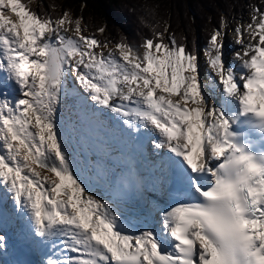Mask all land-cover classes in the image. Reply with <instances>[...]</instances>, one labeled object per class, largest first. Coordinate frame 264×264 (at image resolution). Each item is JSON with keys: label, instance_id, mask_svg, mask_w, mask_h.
Masks as SVG:
<instances>
[{"label": "snow or ice", "instance_id": "obj_1", "mask_svg": "<svg viewBox=\"0 0 264 264\" xmlns=\"http://www.w3.org/2000/svg\"><path fill=\"white\" fill-rule=\"evenodd\" d=\"M48 7L0 0V230L10 198L22 239L50 246L43 264H264V11L236 28L238 63L226 20L213 29L205 81L167 25L105 54L82 17ZM70 95L98 155L65 132Z\"/></svg>", "mask_w": 264, "mask_h": 264}, {"label": "trees", "instance_id": "obj_2", "mask_svg": "<svg viewBox=\"0 0 264 264\" xmlns=\"http://www.w3.org/2000/svg\"><path fill=\"white\" fill-rule=\"evenodd\" d=\"M243 1L31 0V6L36 10L42 7L44 11H52L48 6L55 4L54 15H62L67 9L69 15L82 17L88 31L91 34L96 32L101 41L107 39L117 43L124 38L134 46H138L143 38L150 37L153 30H163L167 25L169 32L178 38L186 37L191 48L192 41L197 40L193 31H201V40L204 38V43H207L213 29L221 27L222 20H226V25L231 22L228 11H232L235 17ZM99 27H105V33H98Z\"/></svg>", "mask_w": 264, "mask_h": 264}, {"label": "rangeland", "instance_id": "obj_3", "mask_svg": "<svg viewBox=\"0 0 264 264\" xmlns=\"http://www.w3.org/2000/svg\"><path fill=\"white\" fill-rule=\"evenodd\" d=\"M242 6V7H241ZM254 7H259L261 9V11H264V0H244L237 9V15L234 17L232 16V11H228L229 13L227 14L228 17L231 19V22L229 24L226 25V27L224 28V31L226 32L225 35V57H226V61L227 62H231L232 63V59H234V54L237 51H234V49L239 50L241 47L240 44L237 43V38H238V33L236 32V28L238 26L243 25L244 27H246V25L248 23L252 22V16L254 15L253 12V8ZM8 15H10L12 17L13 20H16L17 17L14 13H7ZM71 17V19L73 20V24L70 26L72 28H74V22H75V17L74 15H69ZM81 27H82V31L84 32L85 35H91L90 32L88 31L87 27L85 26L83 19L81 20ZM116 28V27H115ZM118 28V27H117ZM192 31V30H191ZM198 32V30H196ZM196 31H193V35L197 40L192 41L191 46H193V44H195L197 50L200 52V65H201V75L202 78L206 81L207 80V65L205 63V59H204V55L202 52V49L207 45V43H204V38L201 40V36L200 33L201 31H199L196 35ZM246 37L247 39H250V37L247 36L246 33ZM246 39V41H247ZM258 39V38H257ZM187 45H189V40H186ZM236 43V44H235ZM116 43H114L113 41H111L108 44V47L104 49L105 54H107V52L109 50H112L115 48ZM240 45V46H239ZM234 46H238L240 47L238 48H234L230 53H229V49L231 47ZM69 87H72V84L70 83ZM66 100L68 101V105H72L74 103V97H72L71 95L68 96L66 98ZM51 175V174H50Z\"/></svg>", "mask_w": 264, "mask_h": 264}, {"label": "bare ground", "instance_id": "obj_4", "mask_svg": "<svg viewBox=\"0 0 264 264\" xmlns=\"http://www.w3.org/2000/svg\"><path fill=\"white\" fill-rule=\"evenodd\" d=\"M234 51H242V48H240L239 50L234 49ZM232 63H238V61L235 60V57L234 59H232ZM71 96L74 97V103L72 105L70 104L68 105V101L65 99L64 104L60 109V117H61L62 124L65 128V132L67 133L71 131L73 128L78 129L76 132L73 133L74 143H75V147H76L78 155L83 154L85 157H89L93 154L98 155V153L94 152L95 147H96V139L98 135H102V134H96V132H93L87 128H81L82 126L80 123V116L78 114L77 107H76L77 100H76L75 95H71ZM76 137H80V139L77 140ZM27 242L31 244L30 241H27ZM15 251L13 249L10 250V256L13 258L12 259L13 262H15L13 264H35V261L37 259L35 254L34 256L36 259H30V257L25 258L23 254L22 256H20V259L17 260V251L28 252V250L25 249L23 246L18 245L17 251L16 252ZM0 260H2L1 257H0ZM4 263H5V259L0 264H4Z\"/></svg>", "mask_w": 264, "mask_h": 264}]
</instances>
